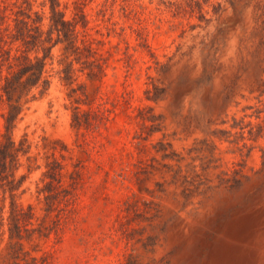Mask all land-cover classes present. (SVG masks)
Wrapping results in <instances>:
<instances>
[{
	"label": "rangeland",
	"instance_id": "1",
	"mask_svg": "<svg viewBox=\"0 0 264 264\" xmlns=\"http://www.w3.org/2000/svg\"><path fill=\"white\" fill-rule=\"evenodd\" d=\"M0 264H264V0H0Z\"/></svg>",
	"mask_w": 264,
	"mask_h": 264
}]
</instances>
